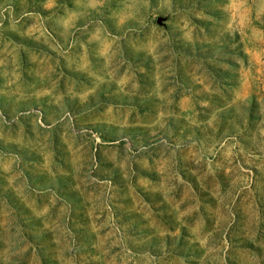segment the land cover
<instances>
[{
  "label": "rangeland",
  "instance_id": "obj_1",
  "mask_svg": "<svg viewBox=\"0 0 264 264\" xmlns=\"http://www.w3.org/2000/svg\"><path fill=\"white\" fill-rule=\"evenodd\" d=\"M0 264H264V0H0Z\"/></svg>",
  "mask_w": 264,
  "mask_h": 264
}]
</instances>
